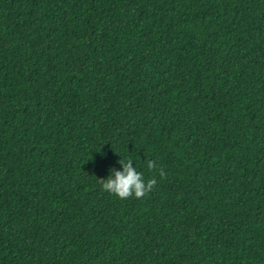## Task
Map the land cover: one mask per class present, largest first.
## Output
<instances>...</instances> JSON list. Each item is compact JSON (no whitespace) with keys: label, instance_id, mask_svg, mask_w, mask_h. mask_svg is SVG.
Masks as SVG:
<instances>
[{"label":"trees","instance_id":"trees-1","mask_svg":"<svg viewBox=\"0 0 264 264\" xmlns=\"http://www.w3.org/2000/svg\"><path fill=\"white\" fill-rule=\"evenodd\" d=\"M0 264H264V0H0Z\"/></svg>","mask_w":264,"mask_h":264},{"label":"clouds","instance_id":"clouds-1","mask_svg":"<svg viewBox=\"0 0 264 264\" xmlns=\"http://www.w3.org/2000/svg\"><path fill=\"white\" fill-rule=\"evenodd\" d=\"M120 164L123 165V171H116L114 175H110L106 179H102V189L109 194L118 197L119 199H128L133 194L135 198H143L147 193L151 192L156 185L155 178L149 179L147 182L143 179V174L138 172L135 167L132 166V160L127 161L120 160ZM148 168L154 170L156 164L154 161H148ZM160 176L163 177L165 173L160 171Z\"/></svg>","mask_w":264,"mask_h":264}]
</instances>
